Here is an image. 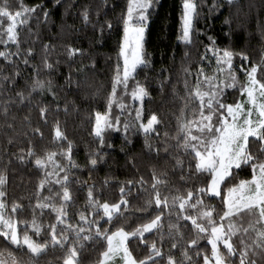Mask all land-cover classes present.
<instances>
[{
  "label": "snow or ice",
  "instance_id": "1",
  "mask_svg": "<svg viewBox=\"0 0 264 264\" xmlns=\"http://www.w3.org/2000/svg\"><path fill=\"white\" fill-rule=\"evenodd\" d=\"M102 2L106 5L107 0H102ZM236 2L237 0H224V3L229 6ZM53 3L58 6L62 0H53ZM157 4L158 0H127L126 9L121 15L122 39L114 69L112 90L107 99V110L95 112V122L90 133L98 142V150L90 152L87 158V166L90 170H95L98 164L104 161L102 153L106 144V130L117 133L121 131L119 116L114 119L111 117L114 102L122 113L127 108V105L117 100V89L122 87L127 93L129 81L135 80L138 69H147L152 64L150 54L145 49V43L150 18ZM202 6L204 5L199 0H183L182 2L181 33L178 40L186 48L194 44V36L198 37L203 34L194 27L195 22L200 18ZM206 6L210 14L219 12L222 6L221 0H212L211 4ZM50 16L51 10L46 7L43 0L32 6L24 5L21 0L15 12L10 9L7 0L0 6V44L4 45V50L0 51V58L4 65L12 69L8 72L5 67L0 66V95L15 91V95H10L8 102H5V114L8 103L16 101L31 105L35 96L42 97L47 93L51 95V103L56 105L55 109H51L50 104L43 101L36 105L40 120L45 125L49 123L51 112H59L61 108L52 80H42L39 77L41 69L46 70L50 76L58 72L60 61L50 62V49L54 46L44 44L39 53L40 64L34 63L37 56L35 49L32 47L22 49L18 37L21 27H27L31 33V20H35L37 25L47 24ZM96 16L97 19L93 23L89 9L85 7L82 12L85 25L92 23L94 31L99 32L97 39L102 45L105 29L110 32L113 25L111 21L99 18V10L96 11ZM5 18L6 26L2 23ZM225 23L227 24L228 21L225 20ZM208 39L209 44L205 46V54L201 56V60L209 59L207 54L210 52L216 64V71L208 75L201 65L194 73L196 77L194 88H190L187 80L185 81L188 94L185 109L189 105H194L196 101L199 104L198 110H193V118L179 124L181 135L176 138V147L182 148L191 157L188 161L187 173L184 172V161L176 159V167L182 172L181 180L185 179V175L189 178L193 175L200 176L204 180L203 186L195 190L189 189L186 195L173 196L169 201V198L163 196L160 191L161 186L167 187V184L158 179L155 174H153L150 188L146 186L143 178L139 181L129 180L127 186L135 187L138 184L142 191L150 193L144 211L159 210V214L139 224L133 230H126L121 226L113 231L112 227L104 225L114 226L113 221L124 215L121 209L122 207L126 209L129 205V199L126 197L130 194L131 187H128L127 191L125 185L120 187L121 197L118 202L104 201L101 203L98 195L95 194L96 186L93 183L86 185V209L77 213L78 218L73 223L68 212V205L74 203V197L69 188L72 183L69 174L72 169H79L80 166L72 158V141L67 139L65 131L60 126V121L55 119L52 125L53 140L60 144L66 142L67 149L61 148L60 152L46 151L41 156L37 155L35 147L29 141L30 146L27 151L21 149L18 159L23 162L35 157L34 166L43 173L39 181L38 193L46 186L51 193V186L55 184L61 190L56 193L60 198V203L57 205L53 196L38 194L34 205L31 201L27 205L12 202L9 208L6 203L7 193L4 190L7 176L0 174V239H3L9 247H14L16 252L27 253L32 258L43 254L49 246L66 249L67 255L63 264H79L80 250L87 242L97 240L106 241V248L100 253L98 264H116L117 259L120 264H159L160 261H164V264H183L184 260L192 264L189 249L198 248L199 240L206 236L207 243L211 247V254L205 253L202 256L203 264H229L228 258H238L239 264H257L254 257L257 254L264 257V56L261 57L259 63L253 62L246 53H236L228 48H220L214 37ZM13 46L15 51L11 50ZM77 54L83 56L84 50L71 46L66 50L70 61ZM236 56H239L241 61L238 69L233 65ZM21 64L24 69L31 68L32 70V74L27 77L31 80V84L26 85L27 94H25V88L21 87L18 82V78L23 77L20 70ZM89 67L95 72L94 62L91 66L81 65L74 70L72 64H68L69 71L64 76L65 87L68 91L79 89L80 80L76 77L86 75V69ZM237 70L242 72L246 78L245 83L241 84L239 89L245 99L226 104L223 101V92L225 88L236 87ZM165 71L164 68L160 71L161 91H163L164 81L170 82V77L163 75ZM225 72L227 75L222 80L221 75ZM185 74L193 75L188 69H185ZM73 85L75 88L72 87ZM131 97L140 103V106L135 109V120L138 122V130L146 137V146L152 149L147 138L154 135L157 140H161L157 127L161 121L155 113H151L145 119V98H150V93L147 87L137 81L131 91ZM63 110L67 112V105ZM128 129L129 124L125 121L123 124L125 134ZM32 131L39 136L40 140L44 139V133L39 126L33 128ZM167 137L168 134L165 132L161 141L166 154L169 147ZM250 138L254 139L250 140ZM107 146L112 147L111 144ZM156 154L157 156L160 154L159 147L156 148ZM58 156L66 159L67 163L62 164L57 159ZM245 168L250 170V178L239 179L237 183H232L237 180ZM230 184L231 186H228ZM217 197L220 198L223 206L222 214L216 212L215 206L206 203V200L210 201ZM177 207V220L190 221L197 238L187 241V245L177 242L174 234H179L180 226L170 224L168 236L172 237V241L170 249L165 252L164 244L167 241L162 231L163 211L167 208L171 214V211L176 210ZM46 209L55 214V222L47 226L42 223L41 219ZM29 210L32 213L30 222L16 218ZM245 216L252 218L247 226L243 223ZM21 224L23 225L22 230L19 229ZM154 231L159 233V242L153 240L149 243L146 234H152ZM34 237L40 239L37 240ZM234 238H238V244ZM132 241L139 242L137 247L142 244L147 249L144 258L139 259L133 255L129 247ZM178 247L183 249L181 260H178L172 251ZM197 255L199 256L200 253L197 252ZM0 264H24V262L13 252H9L7 258L0 254Z\"/></svg>",
  "mask_w": 264,
  "mask_h": 264
},
{
  "label": "trees",
  "instance_id": "2",
  "mask_svg": "<svg viewBox=\"0 0 264 264\" xmlns=\"http://www.w3.org/2000/svg\"><path fill=\"white\" fill-rule=\"evenodd\" d=\"M21 0H7L10 9L15 12L18 9ZM42 0H22L26 6H32L41 3ZM46 7L51 10V16L47 24L41 23L37 25L35 20L30 21L31 33L27 27L19 28V40L21 48L27 49L32 47L35 49L37 56L33 61L40 64L39 53L44 44H50L54 48L50 49V62L60 61L58 72L51 76L46 70L41 69L40 79L52 80L53 88L59 98L61 110L59 112H51L49 123L45 125L39 117L36 107L41 101L50 104L51 109H55L56 105L51 103L50 94L44 96H35L32 104L27 105L13 101L8 103L7 113L5 114V102H8L9 96H14L15 91L5 92L0 95V174L7 176V183L4 190L7 193L6 203L9 208L12 202L23 203L27 205L30 201L34 205L37 195L53 196L54 202L60 203L59 186L53 184L52 192L48 191L46 186L38 193V185L43 173L34 166L35 157L28 158L25 161L18 159L21 155V149L27 151L29 141L35 147L37 155H44L46 151L60 152L61 148L67 149V143L62 144L54 142L52 125L55 119L60 121L62 130L65 131L67 139L73 143V160L80 167L72 169L70 172L69 188L74 197V203L68 205L69 216L75 223L77 213L86 209L87 187L86 185L95 184V194L98 195L100 202L108 201L115 203L120 200V187L126 186L127 181H139L141 178L146 182V186L150 188L153 182V174L165 181L167 187L161 186V194L167 196L171 201L173 196L186 195L189 189L203 186V177L193 175L189 178L185 175V179L181 180V169L176 167V159L184 161V172L187 173L188 161L191 159L182 148H177L176 138L180 136L179 124L187 119L193 118V110H198L199 102L189 105L185 109L188 100L185 81L187 80L190 88H194L196 77L194 73L201 65L208 75H212L216 71V64L212 59V54L207 55L209 59L201 60V56L205 54V46L209 44V37H214L217 46L220 48H228L236 53H246L251 61L259 63L261 57L264 56V0H237L231 6L221 0V9L219 12L208 11L207 4H211L212 0H199L204 6L201 7L200 18L195 22L194 27L199 30L202 35L194 36V44L190 47L178 40L181 33V11L183 0H158L156 8L152 12L148 32L146 33L145 49L150 54L152 64L147 69H138L135 80H130L127 93L122 87L117 89V100L127 105L123 113L114 102L111 109V117L114 119L119 116L121 122V131L119 133L112 130L105 132V147L102 155L104 161L100 162L95 170H90L87 166V158L90 152L97 151L98 142L91 135V129L94 126V117L96 111L104 112L107 110V99L112 90V81L114 69L117 64V54L119 44L122 38L121 15L127 6V0H107L106 5L102 0H62L60 5H54L53 0H43ZM5 0H0V6ZM85 7L89 9L90 19L94 23L97 19L96 11L100 12L101 20L111 21L113 28L109 32L105 29L104 40L98 41L99 32L94 31L92 23L85 25L82 20V12ZM106 14V15H105ZM225 20L228 23H225ZM2 23L6 26L7 20L3 19ZM228 35H225V34ZM38 34V35H37ZM81 48L84 55L77 54L71 61L66 55L67 48ZM4 50V45L0 44V51ZM12 51H15L13 46ZM187 52V56H185ZM95 63V72L90 67L86 69V75L82 74L76 79L80 80L79 89L76 91H68L65 87L64 76L67 75L71 63L73 70L81 65L91 66ZM241 61L239 56L234 57L233 65L239 68ZM0 66L11 72L12 69L3 64L0 58ZM164 68V76L170 77L164 81L163 91L160 89L162 77L161 69ZM185 69H188L193 75H186ZM23 73L22 78H18L21 87L31 84V80L27 79L32 74L31 68L24 69L20 65ZM225 72L221 75L223 80L226 77ZM237 83L234 88H225L223 92L224 103H235L241 101L243 96L239 89L240 85L245 83V76L242 72L236 71ZM147 87L150 98H145V119L151 113H155L161 124L159 128L161 140L153 135L148 137V143L152 145L149 149L144 134L138 130V122L135 120V109L140 104L131 97L135 83ZM223 87V85H221ZM75 88V85L72 86ZM67 105V112L64 106ZM27 117V119H26ZM128 122L129 129L125 134L123 131L124 122ZM39 126L44 133V139L40 140L39 136L34 134L32 129ZM167 132L168 153L164 152V144L161 142L164 133ZM254 138H250L252 140ZM111 144L109 148L107 145ZM159 147L160 154L157 156L156 148ZM255 151V147L253 149ZM62 164L67 161L63 157H57ZM194 172V166H193ZM250 170L245 168L240 173L236 181L239 179H249ZM80 181L82 183H77ZM228 186H231L228 185ZM129 199V205L125 209L122 207L123 216L117 217L113 221V225L105 224V227H112L114 231L116 227H124L126 230H133L139 224L147 222L150 218H154L159 214V210L153 211L148 209L144 211L146 201L150 198V193L141 190L137 184L131 187L130 194L126 197ZM215 206L216 212L222 214V203L219 197L207 201ZM176 210L169 209L163 211V233L167 241L164 244V250L170 249L172 237L168 236L169 225L179 224V234H174L177 242L187 245V241L197 238L195 230L191 227V223L183 220H177ZM20 220L31 221V210L23 215L16 217ZM42 223L47 226L49 223L55 222V214L45 210L44 216L41 218ZM251 217L245 216L243 223L247 226ZM19 229H23V225H19ZM31 234V233H30ZM203 235V234H202ZM149 243L153 240L159 242V233L155 231L152 234H146ZM182 236V239H181ZM39 240V237H34ZM238 244V238H234ZM138 241H132L129 245L133 255L139 259L144 258L147 249L141 244L136 245ZM106 248V241L97 240L89 241L84 248L80 250L78 255L79 264H96L100 259V253ZM178 260L182 258L183 249L178 247L172 249ZM223 251V249H222ZM9 252H13L18 258L22 259L24 264H63V260L67 255L66 249L60 247L49 246L47 250L36 258L30 257L27 253L21 254L16 252L14 247H9L3 239H0V254L7 256ZM197 252L200 255H197ZM207 253L211 254V247L207 243L206 236L199 240L198 248L189 249V256L192 264H203L202 256ZM227 257V253L225 252ZM257 264H264V257L257 254ZM230 264H239L238 258H228ZM159 264H164L160 261ZM183 264H188L187 260Z\"/></svg>",
  "mask_w": 264,
  "mask_h": 264
},
{
  "label": "rangeland",
  "instance_id": "3",
  "mask_svg": "<svg viewBox=\"0 0 264 264\" xmlns=\"http://www.w3.org/2000/svg\"><path fill=\"white\" fill-rule=\"evenodd\" d=\"M122 39V38H121ZM245 99V97H243L241 100H244ZM136 102H138L139 103V101H136ZM140 104V103H139ZM3 257H5V258H7V256H3ZM96 264H98V263H96ZM116 264H120V262L118 261V259H117V262H116ZM230 264V263H229Z\"/></svg>",
  "mask_w": 264,
  "mask_h": 264
}]
</instances>
